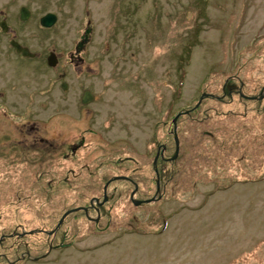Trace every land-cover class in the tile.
I'll list each match as a JSON object with an SVG mask.
<instances>
[{"label":"rangeland","instance_id":"obj_1","mask_svg":"<svg viewBox=\"0 0 264 264\" xmlns=\"http://www.w3.org/2000/svg\"><path fill=\"white\" fill-rule=\"evenodd\" d=\"M1 8L12 34L36 54L56 53L61 66L38 67L27 90L37 95L16 91L13 114L0 107V264H264V0H0ZM50 13L57 22L47 29L40 20ZM67 62L69 110L59 90ZM49 79L51 95L41 91ZM228 81L238 88L229 93ZM84 89L97 101L81 112ZM179 114L180 157L158 168L162 200L136 206L127 197L106 205L99 226L96 213L76 212L58 228L126 171L142 198L153 197V160L159 146L174 154ZM34 135L52 148L13 149ZM83 136L84 151L71 156L66 148ZM126 158L133 163L116 165Z\"/></svg>","mask_w":264,"mask_h":264},{"label":"flooded vegetation","instance_id":"obj_2","mask_svg":"<svg viewBox=\"0 0 264 264\" xmlns=\"http://www.w3.org/2000/svg\"><path fill=\"white\" fill-rule=\"evenodd\" d=\"M5 13H6L5 10L1 8L0 9V107L3 109V117H7L9 114H13L12 113L13 109L16 110L18 103H17V100L15 99V92L18 91L19 89H21V91L24 93L23 97H26V98L30 97L29 101L32 100L33 96L35 97L37 95L36 92L34 95L32 91L28 92L27 90H30L31 89L30 87L33 86V84H32L33 77L32 76L35 75V72L37 71L38 67L41 68V70L49 73L50 70H52V71L59 70V68L61 66V59L57 56L56 53L50 52L48 55H45V56H41L40 54H36L32 50V48L30 47V45L28 43L20 40L18 38V36L15 35V33L12 34L11 33L12 30L8 24ZM30 18H31V15H30L29 19ZM29 19L26 21H23V22H27V21H29ZM20 20H21V10H20ZM82 39H83V37H82ZM81 42H82V40H81ZM81 42H79V44ZM79 44L77 45L75 52L70 56V62L71 63H74L79 59L78 56L82 55L84 48L89 43L87 42L84 45L82 50L77 51ZM16 45H20L21 47L28 49L30 54L24 55L23 52H19ZM52 54H55V56L57 58L55 66L49 65L50 64L49 58ZM80 63H81V61H80ZM64 66H66V67L62 68V72L60 74L59 90L61 93H64L63 100H65V103H66L65 106H67L65 108L69 110V107H68V102H69L68 94H69V92L68 91L70 89V86L67 82L64 81L65 78H67L69 75V70L67 69V66H69L68 62L65 63ZM54 86L55 85L53 84L52 79H49V82H47L45 84V86L43 87V89H41V91L43 93L51 95L53 92ZM237 88L238 87L236 85L230 84L229 81L227 82V85L225 86V89L228 90L229 93L232 92L234 89H237ZM239 89L241 90V88H239ZM87 91L93 97H92L91 102L85 104L84 103V97H85V92H87ZM96 101H97V97L93 93V90L92 89H84L82 91V95L80 97V102H79V106L81 108L80 111L81 112L85 111V110L89 111V108L87 109V107H89L93 102H96ZM66 113H67V115H65V116L69 117L70 116L69 112H66ZM15 114H14L15 117H13V118L18 119L17 117H20V116L17 114V112ZM14 121L16 122L18 120H14ZM14 121L12 122V124H14ZM35 130H38L36 125H32L30 130L25 134V136H32L34 134ZM67 131H68V133L73 132L70 130H67ZM88 133L92 136L96 132L90 130V131H88ZM170 134L173 136V139H174V144H175L174 154L173 155L169 154L168 157H166L165 155H166L168 148L166 147V145H163V148H161L159 146L158 150L155 154V158L153 160L154 161L153 162L154 172L156 174V181H155L156 192H155L153 197L148 198V199L142 198L139 184L137 182H135V180L133 179V177L131 175V172L126 171L124 175L115 176V177L107 180L105 185H104L102 195L92 196V198H90L89 206L78 207V208H85L86 210H82V211L80 210L78 212H83L89 220L95 219V218H92L90 216V214L96 213L97 218L95 220V224L97 226H99L100 222L103 219H105V216L107 217V214L105 212L106 205H109L111 202H114V203L115 202H122V201L126 200L127 197L130 198L129 200L132 204H134V201L144 203L146 201L152 200L151 202H148V204H152V203L159 202L160 200H162L163 195L165 193V189H164V187H163L164 190L162 189V176H161L162 174L158 169L160 161H162L163 164H167V163L173 164L176 160H178V158H176L175 160H172L176 156L177 147H176V142H175L174 130ZM13 136L14 135H12V137ZM49 141H50L49 139L38 138L37 135H34L32 143L28 144V143H24L22 141H19V142L17 141L18 145L14 146L13 149L15 148V149H19L21 151L22 150L21 148L28 147V146H31L30 147L31 150L38 149L39 146H40V148H43V147L52 148L51 144L45 145L46 143H49ZM85 144H86V139L83 136L82 139L80 140V144L74 145V146H68L66 149L68 150V153L71 154V156H76V155L80 154L81 150L84 151ZM89 146H90V143H89ZM56 147H58V146H56ZM68 153L66 155H69ZM179 154L180 153H178V156L180 157ZM128 159H130V158L120 160L118 162V164H116V165L120 166V168H121L126 163H130V162L133 163V160L130 161ZM127 161H129V162H127ZM81 170L89 172L90 171V165L84 164L83 167L81 168ZM71 171H72V173H70V174L76 175L74 172L75 170L71 169ZM91 175H93V173H91ZM116 178H122V179L115 180ZM88 179H89L88 182H98L97 179H92V178H88ZM65 181L68 182V179H66ZM115 182H124L126 184L125 185L126 190L124 191L125 194L122 192L121 189H119V187L117 188L116 186L110 192V189L112 188V184ZM109 215H111V214H109Z\"/></svg>","mask_w":264,"mask_h":264},{"label":"water","instance_id":"obj_3","mask_svg":"<svg viewBox=\"0 0 264 264\" xmlns=\"http://www.w3.org/2000/svg\"><path fill=\"white\" fill-rule=\"evenodd\" d=\"M30 15H31V13H30V11L26 8V7H22L21 8V20L22 21H26V20H28L29 19V17H30ZM56 22H57V16L55 15V14H47V15H45L44 17H42L41 18V20H40V24H41V26L42 27H44V28H52L55 24H56ZM91 34V29H89V30H87L86 31V36L85 37H83V39H82V42L79 44V46H78V48H77V51H80V50H82L83 49V47H84V45L89 41V35ZM17 46V49H18V51L19 52H23L24 53V55H27V54H30L29 53V50L28 49H25V48H23V47H21L20 45H16ZM56 56H55V54H52L51 56H50V58H49V65L50 66H55L56 65ZM92 97L93 96H91L90 95V93L87 91V92H85V97H84V103L85 104H87V103H89V102H91L92 101ZM205 97H207V95H203L202 96V98L200 99V102H202V100L205 98ZM241 97H243V98H246V99H249V100H256V99H258V97H248V96H245L243 93H241ZM189 112H185V114H188ZM181 116V114H179L178 116H177V118H175L174 119V122H173V124H174V135H175V142H176V147H177V149H176V156L172 159V160H175L176 158H177V156H178V153H179V148H180V145H179V138H178V135H177V120L179 119V117ZM118 179H122V178H118ZM152 200H149V202H151ZM143 202H137V201H134V204L136 205V206H139V205H141ZM82 211V210H86L85 208H77V209H74V210H71V211H68L63 217H62V219L60 220V222H59V225H58V228L61 226V224L63 223V221H64V219L65 218H67V216H69L70 214H73V213H76V212H78V211ZM48 233V232H47ZM50 233V235L51 234H53V233H51V232H49ZM0 243H1V241H0ZM53 250V247H50V252ZM46 256H44V258H45ZM43 258V257H42ZM36 260H38V259H36Z\"/></svg>","mask_w":264,"mask_h":264}]
</instances>
